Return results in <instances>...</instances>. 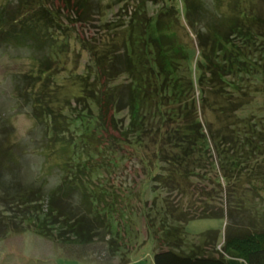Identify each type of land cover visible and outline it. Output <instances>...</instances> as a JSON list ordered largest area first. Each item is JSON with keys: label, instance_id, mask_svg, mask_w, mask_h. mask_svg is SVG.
<instances>
[{"label": "trees", "instance_id": "obj_1", "mask_svg": "<svg viewBox=\"0 0 264 264\" xmlns=\"http://www.w3.org/2000/svg\"><path fill=\"white\" fill-rule=\"evenodd\" d=\"M113 1L125 18L116 26L106 22L86 49V69L69 81L79 109L73 108V117L63 118L58 129L81 127L79 140L90 142L92 133L105 129L108 112L112 125L115 114L125 113L126 121L115 126L117 136L106 146L107 141L129 146L151 174L153 192L165 194L154 216L144 211L150 234L159 219L153 264H264V216L247 212L243 192V183L264 176L259 161L264 157V16L258 0ZM151 2L156 9H150ZM35 7L1 20L2 37L48 43L41 31L52 25L42 19L53 14L43 0H35ZM43 67H36L33 96L43 97L55 82L49 66ZM40 107L47 119L55 118L50 105ZM3 127L0 122V131ZM15 147L0 135V236L31 230L51 240L59 234L84 243L98 228L118 233L102 185L81 187L72 181L77 169L49 193L42 185H26L18 178L21 149ZM62 148L66 153L67 146ZM5 173L13 179L6 181ZM196 179L208 180L207 187ZM77 190L88 203L84 210L71 199ZM196 218L224 219L222 238L219 230L208 229L186 244L184 225Z\"/></svg>", "mask_w": 264, "mask_h": 264}, {"label": "rangeland", "instance_id": "obj_2", "mask_svg": "<svg viewBox=\"0 0 264 264\" xmlns=\"http://www.w3.org/2000/svg\"><path fill=\"white\" fill-rule=\"evenodd\" d=\"M43 1L45 9L51 11L54 16H51L52 18L48 17V20L42 19L48 26L52 25L47 31H41L43 34L46 32L49 41L48 43H43V45L30 42V52L25 54L31 55L34 59L31 63H16L10 69L13 73L12 80L19 95L30 103L31 108L40 121L39 131L41 138L39 142L46 149L51 170L57 172V174H62L61 179L63 181V178L66 176L69 178L75 173L68 171L77 169L72 181H79L81 187H84L83 185H102V190L108 193L104 194L106 199L112 202V211H115L113 212L114 218L112 220L118 226V233L112 234L107 228H98L100 230L99 233L97 235L92 233L90 240L84 243L74 242L70 240V237L57 238L59 234L51 240L31 230L17 234L29 233L37 244L55 246L57 250L62 249L67 253V256H62L57 261V264H79L74 254L79 255L83 250L89 248L104 251L105 264H153L152 255L157 244L154 236L160 235V231L157 233V230H160L158 228L159 219H157L158 216L154 219L153 230H151L153 232L150 234L146 225L148 217L145 218L144 211L149 210L151 211L150 216H154L156 214L154 211L162 205V196L165 194L153 192L152 187L154 186L150 185V183L148 184V176L151 174L145 173L138 158L130 153L129 146L122 145V147H118L111 144L109 146L108 141L106 146V140L110 136H117L115 126H119L120 123L122 124L126 121L125 113L115 114V125H112L110 123L112 114L108 112L105 129L92 133L90 142L86 141L87 137H81L82 139L79 140L81 127L73 128L74 126H70L71 131L65 132H61L58 129L62 124L63 118L73 117L72 112L79 109L77 107L78 102L72 95L74 88L70 86L69 81L86 69V64L89 61V52L86 49L92 47L95 41L103 34L106 22L110 21L107 24L108 26L122 24L125 18V10H119V4L114 3L113 0ZM257 6L264 16V0H258ZM149 7L150 9H156V5L152 4V2ZM34 8H36L35 0H0V21L3 19L6 21L14 19L24 10H32ZM22 23L19 25V29H16L17 31L20 30ZM1 34L0 47L8 48L12 44H22L16 39L9 41L6 37H2L3 34ZM9 53L11 55L19 54V50L17 49L13 52L9 48ZM56 60L59 61L57 66ZM37 65H44L43 69L46 68L45 66H49L48 73H53L56 77L54 78L55 82L50 83V87L47 89L48 93H44L43 97L39 93L36 96L32 94L34 92L32 86L34 76L36 77ZM118 79L121 80L122 76ZM51 81L49 79L47 83ZM58 83L64 84V87H59ZM40 97L43 98L42 101H40ZM46 103L51 106L53 113H55V118L51 119L52 116H50L47 119L45 117V111L40 106ZM61 107L64 108L62 112L59 110ZM3 124L4 129L2 128L3 130L0 131L1 137H4L6 143L14 144L15 148L20 149L11 139V127L6 123ZM48 127L56 128L57 131L52 132ZM78 132L79 134H77ZM62 144H65L68 148L66 153L63 151ZM81 146L83 147V152L78 149ZM93 147L100 151L97 153V150H94ZM20 159L21 157H19ZM259 161L262 164L261 166H263L261 169L264 172V157H261ZM66 165L70 167L67 169V173L65 171ZM68 178L66 182L69 181ZM207 181L202 179L197 180V183L207 187ZM220 182L222 181L220 180ZM62 184L63 182L60 185ZM146 185L148 189L144 188ZM243 186L246 187L243 192L247 194L248 198L246 201L247 212L250 214L260 212L264 216V176L252 178L250 184L244 185L243 183ZM44 191L49 193L46 188H44ZM61 193L62 196L71 194H67L66 191ZM156 195L157 198L153 203V197ZM82 198L81 193L77 190L71 199H73L75 205L84 210V205L88 206V203H84ZM170 201L172 202V200ZM125 223L131 226L129 230H124V227H127ZM223 227L224 219L222 218L192 219L184 225V235H182L185 238L183 240L186 244L192 241L197 242L199 234L208 229L219 230L220 239L222 238ZM93 230L96 232L97 228ZM154 231L156 232L154 233ZM19 238H22V235Z\"/></svg>", "mask_w": 264, "mask_h": 264}, {"label": "clouds", "instance_id": "obj_3", "mask_svg": "<svg viewBox=\"0 0 264 264\" xmlns=\"http://www.w3.org/2000/svg\"><path fill=\"white\" fill-rule=\"evenodd\" d=\"M9 48L19 54L11 55ZM27 44H12L0 47V122L12 129L11 139L21 149L18 178L24 184H42L49 192L57 189L62 182V174L51 170L47 152L39 142L41 138L40 121L30 103L18 93L10 71L16 63H31L34 59ZM4 179L11 181L12 173H5ZM22 235V238L19 236ZM67 256L55 246L37 244L29 233H6L0 236V264H57ZM79 264H105V252L93 248L74 254Z\"/></svg>", "mask_w": 264, "mask_h": 264}, {"label": "bare ground", "instance_id": "obj_4", "mask_svg": "<svg viewBox=\"0 0 264 264\" xmlns=\"http://www.w3.org/2000/svg\"><path fill=\"white\" fill-rule=\"evenodd\" d=\"M102 3H103V2H102ZM104 3H105V2H104ZM8 23H9V22H8ZM8 23H7V24H8ZM1 24H2V23H1ZM9 24H10V23H9ZM10 25H12V23H11ZM4 26H5V25H4ZM5 27H6V26H5ZM2 28H3V27H2ZM6 28H7V27H6ZM60 134H61V133H60ZM90 171H91V170H90ZM89 176H90V175H89Z\"/></svg>", "mask_w": 264, "mask_h": 264}]
</instances>
